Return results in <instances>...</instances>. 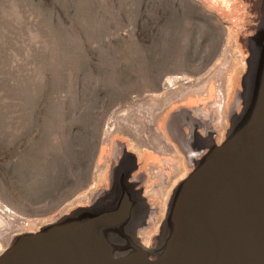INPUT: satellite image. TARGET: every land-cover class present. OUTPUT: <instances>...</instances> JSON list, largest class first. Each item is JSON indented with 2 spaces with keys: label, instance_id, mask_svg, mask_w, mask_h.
<instances>
[{
  "label": "rangeland",
  "instance_id": "rangeland-1",
  "mask_svg": "<svg viewBox=\"0 0 264 264\" xmlns=\"http://www.w3.org/2000/svg\"><path fill=\"white\" fill-rule=\"evenodd\" d=\"M262 116L264 0H0V264L24 247L38 263L80 205L109 218L123 156L147 245L189 172L207 173L212 196L222 171L234 192L264 191ZM259 203L241 244L264 264V192ZM95 236L64 263L110 264V235ZM126 248L115 257L135 262Z\"/></svg>",
  "mask_w": 264,
  "mask_h": 264
},
{
  "label": "crops",
  "instance_id": "crops-1",
  "mask_svg": "<svg viewBox=\"0 0 264 264\" xmlns=\"http://www.w3.org/2000/svg\"><path fill=\"white\" fill-rule=\"evenodd\" d=\"M126 158L123 156L110 166L107 188L110 191L108 202L110 209H113L110 217L97 218L96 214L92 215L93 212L102 213L100 203L89 208L78 206L63 224L62 232L58 233L62 238L58 242V250L64 253L83 251L95 244L94 234L98 240L110 235V264H244L237 237L243 234L241 220L245 208L238 203L234 210L221 195L209 194V190H206L209 184L207 173L189 172L182 179L172 193L169 208L163 217L157 211L153 213L152 221L149 220L150 223L154 222L150 225L152 231L148 232L149 236H154L151 245L141 243L138 237L142 231L139 230L146 225L149 216L132 210L135 198L129 185L132 179ZM250 205L252 208L253 201ZM254 206L257 208L258 202ZM140 217H144L143 222H139ZM81 223L83 228L78 231L76 226ZM116 241L127 247L135 262L128 263L115 257ZM227 252L230 253L229 257L226 256ZM168 253L177 257L165 261L164 256ZM247 264L256 263L249 261Z\"/></svg>",
  "mask_w": 264,
  "mask_h": 264
},
{
  "label": "bare ground",
  "instance_id": "bare-ground-1",
  "mask_svg": "<svg viewBox=\"0 0 264 264\" xmlns=\"http://www.w3.org/2000/svg\"><path fill=\"white\" fill-rule=\"evenodd\" d=\"M255 131H257V135L261 136L264 139V117L262 116L261 120L259 121L258 125L255 128ZM220 160L221 158L218 157ZM219 159H216L213 163V167L211 168V172H215L218 164H219ZM220 178L223 180V182H228L223 184L222 188V193H221V198L228 200L230 208L236 209L237 204H241L242 206L245 207L246 215L244 216V221L245 223L249 225H256L259 231V221L256 222V220H252L250 217V212H249V207H250V201L247 200L244 195L241 194L239 191H233L232 187L235 186L233 181L230 182V176H228V173H225L222 171L220 173ZM260 186L261 184H257L251 188V196H257L258 193L260 192ZM101 238V237H100ZM61 236L59 234L53 235L50 239V243H44L39 249H38V255L40 259V264H45L47 262V259L52 255V246L55 245V241L59 242L61 241ZM230 253L228 252L226 256L228 257ZM254 255L250 253V259H252ZM243 259H245V256H242ZM259 260V256L257 255V258ZM30 259L28 257V250H26V247L20 248L19 250L16 251L15 254H11L10 258L5 261L4 264H30ZM32 263V262H31ZM34 264V263H32Z\"/></svg>",
  "mask_w": 264,
  "mask_h": 264
},
{
  "label": "water",
  "instance_id": "water-1",
  "mask_svg": "<svg viewBox=\"0 0 264 264\" xmlns=\"http://www.w3.org/2000/svg\"><path fill=\"white\" fill-rule=\"evenodd\" d=\"M257 184H260V183L259 182H256V181L250 182V181H247V180H243L241 182V184H239V186H238L239 189L237 190L238 192L240 191L241 194L244 195L247 200L253 201V207L251 208V205H250L249 212H250L251 219L252 220H256V222L259 221V219H260V213H261V211H260L261 209H260L259 198H260V196L264 192L263 191V187L261 185L260 186V192L258 193V195L255 196V197L254 196H251V188L253 186L257 185ZM251 201H250V203H251ZM255 202H258L257 208H255V206H254V203ZM243 208H245V207L243 206ZM245 215H246V212H244L243 219L241 220L242 223H243V227H244L243 234L245 232H249L250 235H252L253 231L258 232V228L256 227V225H249V224L245 223V221H244V216ZM243 234H242V236H243ZM242 236L241 237H237V241H239L238 245L241 247V249H242V244H241ZM229 239H230V237H229ZM55 243L56 244L52 246V250H53L52 251V255L47 259V262L45 264H65L64 263V259L67 258L69 255H71V254L76 255L78 252H82V251H79V250H71V251H66L64 253V252L58 250V247H57L58 246V242H55ZM257 248L258 247H257L256 242L255 241H250L249 246L246 249L247 252L244 253L243 252V249H242V256H245L246 257L245 259H243L241 257L243 259V263L244 264L249 263V261L255 262L256 264H260V261L258 259H256L257 258V255H258L257 254V250H258ZM250 253L252 255H254V257L252 259H250ZM176 257H177L176 254H170V253H168V254H166L164 256V259H165V261H171V260L175 259ZM228 257H229V255H228ZM38 261L39 262L36 263V264H40L39 255H38ZM30 264H31V262H30Z\"/></svg>",
  "mask_w": 264,
  "mask_h": 264
}]
</instances>
